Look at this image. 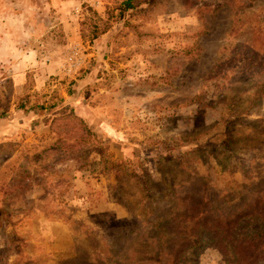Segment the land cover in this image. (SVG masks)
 I'll return each mask as SVG.
<instances>
[{"label": "rangeland", "instance_id": "1", "mask_svg": "<svg viewBox=\"0 0 264 264\" xmlns=\"http://www.w3.org/2000/svg\"><path fill=\"white\" fill-rule=\"evenodd\" d=\"M116 1L0 0V264H227L211 220L264 178V0H148L82 37Z\"/></svg>", "mask_w": 264, "mask_h": 264}, {"label": "trees", "instance_id": "2", "mask_svg": "<svg viewBox=\"0 0 264 264\" xmlns=\"http://www.w3.org/2000/svg\"><path fill=\"white\" fill-rule=\"evenodd\" d=\"M147 3L150 5L148 0L116 1L113 7L107 8L106 18H98L101 25L91 18H85L81 21L82 37H88L90 40L98 38L111 28L113 23L112 20H121L127 13L128 18L124 20V23L127 25L131 24L130 17L133 16L138 9H141L143 4ZM77 104L71 105V109H73L72 111L76 115V118L83 123L84 117L76 112ZM23 109L25 110V106L21 104L18 106L17 110L21 111ZM7 126H9L7 120H0V129ZM86 128V133L90 132L94 135L92 130L84 125V131ZM263 184L264 178L257 180L255 184H251L246 190H241L235 202L227 203L224 201L223 203L231 209L228 217L223 220H219V217H214L211 220L212 223L209 225L210 229L208 234L211 235L212 239L216 240L214 245L222 252L227 264H256L258 258L264 256V193H256V190ZM206 218L207 216L202 217V220ZM248 218L259 219L261 225L248 231L242 230V228L239 227L241 224H244L241 223L242 219L249 220ZM189 245V247L194 246L193 244ZM121 254L122 252L120 255ZM176 259L178 260L175 264H179V257ZM140 261L142 262L143 260ZM124 263L125 259L121 264Z\"/></svg>", "mask_w": 264, "mask_h": 264}, {"label": "crops", "instance_id": "3", "mask_svg": "<svg viewBox=\"0 0 264 264\" xmlns=\"http://www.w3.org/2000/svg\"><path fill=\"white\" fill-rule=\"evenodd\" d=\"M16 84H23L26 81V77L25 74L23 73V75L21 73H18L16 75ZM81 108L83 109L82 111L78 110V107L76 108V112H78L79 114H81L85 120L90 124V126H92L93 129L100 130V132L103 131H109L112 126L110 125V122L108 119H106L105 114L100 113L101 116L97 117L95 116V108L90 107L89 109H86L84 106H81ZM5 123V121H4ZM4 125V124H3Z\"/></svg>", "mask_w": 264, "mask_h": 264}]
</instances>
